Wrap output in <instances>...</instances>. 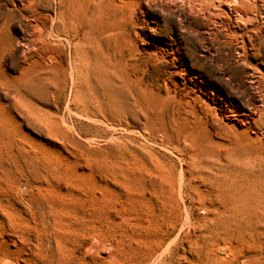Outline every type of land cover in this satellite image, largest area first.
Returning a JSON list of instances; mask_svg holds the SVG:
<instances>
[{
  "label": "rangeland",
  "instance_id": "obj_1",
  "mask_svg": "<svg viewBox=\"0 0 264 264\" xmlns=\"http://www.w3.org/2000/svg\"><path fill=\"white\" fill-rule=\"evenodd\" d=\"M175 2L106 0L98 84L64 91L9 49L24 13L0 0V264H264L190 158L213 121L264 104V45L230 8L209 21Z\"/></svg>",
  "mask_w": 264,
  "mask_h": 264
},
{
  "label": "bare ground",
  "instance_id": "obj_2",
  "mask_svg": "<svg viewBox=\"0 0 264 264\" xmlns=\"http://www.w3.org/2000/svg\"><path fill=\"white\" fill-rule=\"evenodd\" d=\"M105 1L20 0L21 11L24 13L21 15L24 38L18 40L16 45L12 44L9 49L21 48L24 60L39 66L41 72L48 73L49 77L55 72H63L64 91L67 90L70 81L72 88L77 86L78 80L82 82L89 80L96 85L101 72L99 55L101 38L98 27ZM172 1L184 3L209 21L225 19L228 16L227 9L230 8L239 16L241 23L253 27L254 35L249 38L251 45L256 50L263 48L264 28L255 29L254 23L259 19L260 14L264 20V0ZM259 4L262 7L261 12ZM67 47L75 49L74 56L66 55ZM2 52L4 53L5 49L0 51V55ZM2 109L4 106L0 102V116ZM249 111L251 114L243 112L234 116V121L238 125L226 119V121H213L212 131H209L212 140L200 143L196 153L190 158L202 178L211 186H216L219 190L225 189L224 193L228 197L231 217H233L231 222L233 232L244 234L248 229L246 234H257L262 245L264 241V104L260 107L254 105ZM214 150L218 153L213 154ZM207 153L211 154L212 159L208 158L210 156L205 157ZM8 162L6 153L0 146V227L3 225L2 195ZM2 260L4 261L0 257V261Z\"/></svg>",
  "mask_w": 264,
  "mask_h": 264
}]
</instances>
